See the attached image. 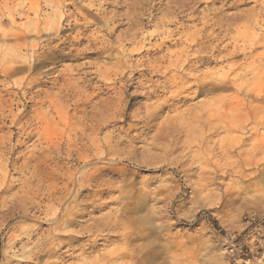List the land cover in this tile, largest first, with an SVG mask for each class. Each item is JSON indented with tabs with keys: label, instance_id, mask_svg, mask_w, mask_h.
Returning <instances> with one entry per match:
<instances>
[{
	"label": "rangeland",
	"instance_id": "374dc122",
	"mask_svg": "<svg viewBox=\"0 0 264 264\" xmlns=\"http://www.w3.org/2000/svg\"><path fill=\"white\" fill-rule=\"evenodd\" d=\"M204 1L0 0V264H142L143 234L147 264H264L258 89L240 114L221 102L234 86L201 85L246 65L194 63L211 49L190 36L220 12ZM241 24L228 36L260 33ZM137 196L149 222L122 210Z\"/></svg>",
	"mask_w": 264,
	"mask_h": 264
},
{
	"label": "bare ground",
	"instance_id": "6f19581e",
	"mask_svg": "<svg viewBox=\"0 0 264 264\" xmlns=\"http://www.w3.org/2000/svg\"><path fill=\"white\" fill-rule=\"evenodd\" d=\"M219 1L221 3V7L217 8V9L214 8V6H213L215 4L216 0H205L204 1L206 3V7H205L206 10L210 11L212 14H215L216 11H220V12L212 18V20H213L212 23H209L208 21H206L203 24L204 30H203L202 36H200L199 38H195L193 35L190 36L191 38H194V39L190 40V44L195 43L194 45L199 46L200 49H204V48L205 49H207V48L211 49V51H209L210 53H206L205 55H201L200 53H197L196 54L197 56L195 55L194 63L219 61V60H224L223 58H227V57H230L229 59H231V61H232L233 58L241 57L244 60V63L246 64L245 69H244L245 72L242 74L240 72H237L236 68H238L239 66H235L236 60L233 59L234 60V61H232L233 64L230 65V67H229L230 69L228 72L211 73L210 75L206 76L204 79L201 80L202 81L201 85L202 86H208V85L213 84L216 86V88L223 89V90H227L230 88V86H234V88L236 89L237 92L232 97H229L227 99L226 98L221 99V102H222V104L224 103V104H228V105H231L233 102H237L238 106H235V108L239 110L240 114L244 113V112H241L243 108H247V107H249V105H251L249 102L245 101V99H246L245 96L250 94V92L256 91L255 89L257 88L258 89L257 90V92H258V94H257L258 106L260 109V114H259V117H257L256 120L253 122L257 126H261L264 129V0H255L254 7L252 9L248 10L247 13H244V14H241L240 10L237 12L229 13L228 10L226 11V10L222 9V7L224 8L227 5V1H229V0H219ZM174 2H177V3L180 2L181 6L184 8L187 7L189 12L190 11L191 12L192 11H194V12L198 11V9H195V4L190 5L193 3V0H180V1L174 0ZM174 2H173V4H175ZM200 2H202V0H196V4H198ZM53 3L56 4L55 6H57V4H58V2H56V1H53ZM168 5H170V4H168ZM230 6L234 7V6H236V3L234 2ZM170 9H172V8H170ZM170 9H169V11H170ZM161 10H159V11H161ZM177 12H178V10H177ZM198 12H200V11H198ZM201 12H203V11H201ZM53 14H54V12H53ZM56 15H58V14H56ZM164 16H166V15H164ZM159 18H161V17H158V19ZM54 19H58V18L55 16V18H53V20ZM156 19H157V17H156ZM164 19H165V17H164ZM240 23H242L240 25V27L243 26L245 28V32H249L250 28L259 27L260 33L257 35L250 36V35H244L243 31L238 30V33L236 35L228 36V35H230L228 32H230V30L233 29V25L240 24ZM59 25H60V22L57 20L54 22L52 28L58 29ZM43 27L42 28L40 27V28L43 29ZM47 27H49V26H47ZM205 27H207V29H205ZM201 30L202 29H200V31ZM215 30L219 31V33L216 35L214 34ZM196 33L200 34V32H196ZM227 38H229L230 40L228 41ZM217 40L220 41V44H222V47H223V50H221L219 52V54H215L213 51V45L215 44V42ZM226 40H227V42H225ZM259 48L261 50L259 53H257L256 50ZM10 51H12V50H10ZM7 52H8V50H7ZM13 53L14 52H12V54ZM255 53H257V54H255ZM5 55H6V53L4 54V56ZM15 55H16V53H15ZM16 57H19V56L6 57L5 61H9V62L11 61L12 62V61L17 59ZM252 57L254 58V60L250 61L249 59ZM184 61H189V59H185ZM9 62H7V63H9ZM217 106L219 107L220 105H217ZM222 107L223 106H221L220 109H222ZM212 109L214 110L215 107H210L209 111ZM212 113H215V111H212ZM243 118H244V116H243ZM228 122L225 124V128H226V130L229 131L231 128H233V126H232L231 121H228ZM207 124L211 127V125L213 123L207 122ZM215 126H217V124L213 125L212 127H215ZM240 126H242L241 128H243V125L236 126V128H240ZM165 127L166 128H172L173 126H172V123H170ZM263 137H264V132H263ZM152 146H153L152 148L150 147L148 150H146V153H147L146 155L148 156V158L151 157L154 160H156L157 158H159V155H160V153L158 152L159 148H158V145H156V146L152 145ZM142 152H143V150L141 151V153ZM144 153H145V151H144ZM148 158L144 159L143 161H140V163L151 162V161L147 160ZM135 200L136 201L133 203L130 202V203L126 204V206H125L126 208L123 207L122 210L125 211L126 213H128L126 216L129 218V220L140 221V222H149L146 220L145 217H143V219L139 218L140 220L138 219L136 214L144 211V206H143L144 201H142V198L139 196H137L135 198ZM144 220H146V221H144ZM142 238L144 240L148 239V243L147 244L144 243V245H143L146 250L142 251V249L140 248V251L142 254V256H141L142 262L141 263L147 264L151 260L156 259V255L154 253H152V252H155V247H154V249L150 248V245H152V240H150V238L147 235L143 234ZM160 256H161L160 252L157 251V257H160Z\"/></svg>",
	"mask_w": 264,
	"mask_h": 264
}]
</instances>
